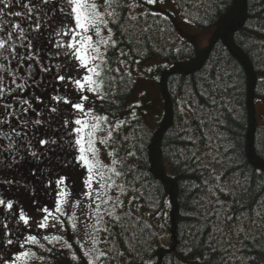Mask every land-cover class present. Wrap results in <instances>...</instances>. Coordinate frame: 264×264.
<instances>
[{"label":"trees","instance_id":"trees-1","mask_svg":"<svg viewBox=\"0 0 264 264\" xmlns=\"http://www.w3.org/2000/svg\"><path fill=\"white\" fill-rule=\"evenodd\" d=\"M174 3L197 27H216L208 45L197 49L183 41L171 17L154 4L132 15L117 37L127 59L172 60L156 67L163 115L154 130L142 118L127 116L132 75L114 88L109 109L130 122L121 129L128 136L123 152L135 153L125 182L150 196V208L167 201L170 242L159 245L143 220L123 217V228L108 236L110 264L121 258L125 264L149 258L155 264H197L198 257L213 264H264V224L255 215L264 216V204H257L264 200V125L256 122L253 105L264 100V0ZM63 158L57 149L54 164L62 174ZM233 191L235 196L225 194ZM226 216L233 219L225 222Z\"/></svg>","mask_w":264,"mask_h":264},{"label":"snow or ice","instance_id":"snow-or-ice-1","mask_svg":"<svg viewBox=\"0 0 264 264\" xmlns=\"http://www.w3.org/2000/svg\"><path fill=\"white\" fill-rule=\"evenodd\" d=\"M157 2L0 0V169H11L29 159L41 161L50 151L59 149L64 153L60 168L66 170L57 172L55 179L39 166L29 173L45 194L52 196L51 205L37 208L41 216L35 233L24 232L32 228V217L18 202L0 197V252L10 249L0 255V264H40L46 262L45 253L55 254L57 246L71 251V259L77 264H110L109 252L97 247L99 234L113 235L114 228H123L122 218L131 216L121 197L128 195L125 177L133 170H123L124 162L116 158L117 149L112 147L130 122L115 118L116 113L109 109L115 103L114 88L126 77L131 78V64L138 63L127 59L129 53L120 47L122 41L117 37L126 31L123 22L136 18L130 16L136 8ZM13 5H20L24 11H11ZM130 114L136 119L134 111ZM122 140L127 141L128 136H122ZM101 147L109 149L108 163L100 158ZM127 155L135 153L129 151ZM0 184L20 181L5 179ZM131 191L129 204L136 199L135 188ZM219 191L224 193L225 189ZM243 192L247 194L249 189L244 187ZM225 194L236 195L234 191ZM37 203L33 199L32 204ZM237 203L244 207L242 202ZM257 204H264V200ZM255 215L264 224V216L259 212ZM232 219L226 216L225 222ZM109 221L111 228L107 227ZM80 224L85 230L84 242L79 239ZM243 231L241 227L237 235ZM245 239L255 243V237L246 235ZM73 244L78 245L80 255L72 251ZM211 251L215 253L216 249ZM142 264L155 262L149 258ZM197 264L213 262L198 257Z\"/></svg>","mask_w":264,"mask_h":264},{"label":"rangeland","instance_id":"rangeland-1","mask_svg":"<svg viewBox=\"0 0 264 264\" xmlns=\"http://www.w3.org/2000/svg\"><path fill=\"white\" fill-rule=\"evenodd\" d=\"M154 5H156L158 11L167 13L171 17L183 41L197 49L204 48L208 45L216 27H197L186 19L185 14L178 9L174 0H158V2ZM147 10H149L148 5L144 4L142 7L136 8L130 15L141 14ZM171 63L172 60L170 59L152 56L138 60V63H135L131 67L132 76L134 78V88L127 101V107L129 108V105H132L133 108L129 109L127 116L132 118L130 113L134 111L136 113V117L142 118L150 130H154L156 128L163 115V99L158 86L156 67L169 65ZM149 69H151V71H149ZM136 105H138V107H136ZM253 105L256 122L259 125H264V100L255 99ZM185 117L189 119V113L185 112ZM124 135L126 134L121 132V137L117 138V145L112 147L117 149L116 158L118 160L121 158L124 165L131 168L132 163L127 155L130 150L128 151L127 149L126 152H123L127 147L126 141L122 140V136ZM108 150L109 149L101 147L100 158L105 163L110 161V157L107 154ZM58 164L60 165V163ZM48 167L51 172V177L55 178L57 172L62 174V172L58 170L57 163L53 165L50 164ZM125 186L129 189V192L127 196H123L121 198L125 201V208L130 209L131 211V221L133 218L143 220L144 224L146 223L154 230L157 243L161 246L167 247L170 242V230L166 213L167 201L165 200L162 205H159L156 208H150V196L139 188L135 191L136 199L129 204L128 199L133 195V192L129 187L130 185L126 182ZM76 191H79L78 181ZM42 202L43 201H41V204L51 205L52 196H50V200L47 202ZM27 215L32 217V228L30 230L24 229V232L31 231L32 233H35L37 231L35 226L36 221L40 219L41 213L33 211L32 213H27ZM78 215H80L79 211ZM121 215L123 216V213H121ZM81 219H83V217H81ZM78 227L81 228L79 239L84 242L86 240V237L84 236V226L83 224H80ZM107 227H111V221H109ZM48 231L56 233L55 229H49ZM108 236V233L101 232L99 234L100 244H98L97 247L108 251L109 255L112 256L113 254L110 249ZM105 239H107V243L104 242ZM7 251H10V249H5V251L1 252L0 255H6ZM72 251H76L77 255L81 254V250L76 244H73ZM45 256L46 262H40V264H77L76 261L71 259V251L68 249H61L59 246H57L55 254L45 253ZM116 264H125V260L121 258Z\"/></svg>","mask_w":264,"mask_h":264},{"label":"flooded vegetation","instance_id":"flooded-vegetation-1","mask_svg":"<svg viewBox=\"0 0 264 264\" xmlns=\"http://www.w3.org/2000/svg\"><path fill=\"white\" fill-rule=\"evenodd\" d=\"M10 10L22 12L24 11V9L20 5H13ZM5 19H9L11 21L20 20V18L18 17H5ZM61 90L63 91V89ZM37 94L42 95V93L39 92ZM5 144H7V141H5ZM55 152L56 151H50L48 153V157L43 158L41 161H32L31 159H29L27 163L15 165L11 169H0V180L15 179L16 181H20V184H0V197L14 199L18 202L19 207H22L24 209L26 214L37 211V208L41 205V201L47 202L48 200H50L51 195H46L43 186L29 173L37 166H39L41 171H49L48 166L50 164L53 165L55 162ZM51 178L54 179V177ZM22 185H26V187ZM33 199H36L38 201L35 206L32 204ZM14 211H16V208H14ZM0 215H2V213H0ZM10 227H15V225H10Z\"/></svg>","mask_w":264,"mask_h":264}]
</instances>
